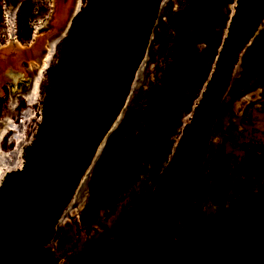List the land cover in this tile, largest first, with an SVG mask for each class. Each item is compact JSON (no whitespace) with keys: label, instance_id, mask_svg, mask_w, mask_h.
I'll use <instances>...</instances> for the list:
<instances>
[{"label":"rangeland","instance_id":"374dc122","mask_svg":"<svg viewBox=\"0 0 264 264\" xmlns=\"http://www.w3.org/2000/svg\"><path fill=\"white\" fill-rule=\"evenodd\" d=\"M58 2L0 0V53L24 57L32 42L55 38L61 29L55 24ZM236 4L237 0L165 2L146 51L143 82L123 121L106 139L83 190L88 197L66 212L65 221L59 220L35 264H111L145 212L193 116ZM66 39L59 42L40 75L34 103L25 100V93L14 92L4 99L1 94L4 152L15 148L7 124L18 126L27 110L32 121L26 127L24 140L29 146L23 160L38 146L44 106ZM26 57L30 63L37 62L33 55ZM20 64L16 67L25 72ZM167 204L148 264H254L264 259L260 239L264 228V14L257 17L233 70L194 177Z\"/></svg>","mask_w":264,"mask_h":264},{"label":"trees","instance_id":"16d2710c","mask_svg":"<svg viewBox=\"0 0 264 264\" xmlns=\"http://www.w3.org/2000/svg\"><path fill=\"white\" fill-rule=\"evenodd\" d=\"M163 0H87L64 41L38 146L0 189V264H35L120 115ZM264 0H237L213 73L145 212L111 264H148L167 201L194 177ZM264 250V228L260 235ZM135 244L133 247L132 244ZM254 264H264V259Z\"/></svg>","mask_w":264,"mask_h":264},{"label":"bare ground","instance_id":"6f19581e","mask_svg":"<svg viewBox=\"0 0 264 264\" xmlns=\"http://www.w3.org/2000/svg\"><path fill=\"white\" fill-rule=\"evenodd\" d=\"M75 1L76 0H74V1H72V0H67V1L66 0H59V2L57 3V6L54 9V14H56V18H57V22L55 23L56 26L61 25V28H62V26L66 23V20L68 19L69 14H71V12L74 9ZM166 1L167 0H164V2L162 4V8H163ZM83 2H84V0L78 1V10H77L76 18L83 11V8L86 4L85 2L84 3ZM54 5H55V3H54ZM70 10H71V12H70ZM75 19H74V21H75ZM74 21H73V23H74ZM73 23H72L70 29L68 30L67 34L62 36V38L58 39L54 43H52V40L54 39L52 37L50 39L45 38L44 42L42 43L38 40V36H34L33 40L34 41L38 40V43H36L35 47H38V45L47 47V54L44 57V60L42 61V65L38 69L39 75H38L36 81L34 82V86L32 88V91L27 96V99L30 103H34L36 98H37V95L39 92V87L41 84L40 75L42 73H44V71L46 70L47 64L51 60V57L54 54L55 49L58 46L59 42L63 39H66L67 36L69 35V32L73 26ZM59 30H60V28H59ZM58 32L59 31H57L56 34H58ZM55 36H57V35H55ZM48 40H49V43H47ZM152 40H153V38H152ZM34 45H35V42L34 43L32 42L30 44V47L33 48ZM29 53H30V51H29ZM148 54L149 53L146 54L145 59L141 63L138 71L136 72L135 79H134L133 84H132V96L136 93V91L138 90V88L141 86V84L143 82V71H144L145 65L147 63ZM40 56H41V54H40ZM32 68H34V67H32ZM0 74H2V73H0ZM128 106H129V102L126 105V108L124 109L121 118H119L117 125H115V127H113L112 132H114L117 129L119 123H121L123 121V118L127 112ZM31 121H32L31 112L29 110H27V111H24L22 113L21 122L18 126L15 124H12V123L11 124L8 123L6 126V128H8L10 131H12L14 133V134L12 133L13 137L10 138V142L15 144V148L12 151L4 152L0 147V189H1L3 182H4L7 175H9L10 173H12L14 171H21L22 170L24 152H25V149L29 146L28 143H25L26 140H24L25 135H26V127L28 126V123H30ZM5 135H6V132H3L0 135V141L4 140ZM106 141L103 142L102 145L100 146L92 166L88 169V171L86 172V175L83 177L82 182L80 183V185L77 189V192H76L75 196L73 197V200L71 201L70 205L68 206L67 210L65 211L64 215L62 216V218L60 220V224L63 221H65L64 216H65L66 212L68 210H70V208H76V207L82 205L84 203V201L87 199L88 193H87V191L84 192L83 190L85 189V186L88 184V181H90L89 180L90 174L93 171V167L96 164V161L98 160V157L100 156V153L102 152V149L105 148L104 146H105Z\"/></svg>","mask_w":264,"mask_h":264},{"label":"water","instance_id":"95a60500","mask_svg":"<svg viewBox=\"0 0 264 264\" xmlns=\"http://www.w3.org/2000/svg\"><path fill=\"white\" fill-rule=\"evenodd\" d=\"M78 1L79 0H76L75 1V5H74L73 11L71 12V14H69L68 19L66 20V23L59 30L57 36L52 40V43L56 42L58 39L62 38V36H64V35L67 34V32L70 29V27H71L74 19L77 16ZM163 2H164V0L161 3L160 11L162 10V4H163ZM85 6H86V4H85ZM85 6H84V8H85ZM52 19H54V18H52ZM26 56L22 57V54H21V56L14 57V56H12L10 54L9 55H4V54L0 53V73H2V74H0L1 75V77H0L1 78L0 79V96L2 94L1 89H2V86L4 84H14V85H16L20 81V79H23L24 78V72L20 71L16 67V65L19 64V63H21V62H24V61L25 62H30L31 60H29V58L26 57ZM217 58L218 57H216V61H217ZM216 61H215V63H216ZM131 98H132V86H131V89H130L129 96H128L127 100H126V103H125V105H124V107H123L120 115L118 116L116 122L113 124L112 128L110 129V131L108 132V134L106 135V137L104 138V140L102 141V143L105 142L106 139L108 138V136L112 133L113 127H115V125H117V122H118L119 118H121L122 113H123L124 109L126 108V105L128 104V102L131 100ZM102 143L100 144V146L102 145ZM100 146H99V148H100ZM99 148H98V150H99ZM98 150H97V152H96V154L94 156V159H95V157H96V155L98 153ZM94 159H93L91 165L89 166V168L92 166V164L94 162ZM24 161L25 160H23V165H24ZM81 182H82V180H81Z\"/></svg>","mask_w":264,"mask_h":264},{"label":"flooded vegetation","instance_id":"af4514ba","mask_svg":"<svg viewBox=\"0 0 264 264\" xmlns=\"http://www.w3.org/2000/svg\"><path fill=\"white\" fill-rule=\"evenodd\" d=\"M15 43H17V41H14V44ZM47 43H49V40H48ZM6 45L8 46L9 42ZM35 46H36V43H35L33 48H30V53L28 52V54H25V55H33V56H35L38 63L37 62L30 63V62H25V61L21 62L20 65L23 66V69L25 71L24 72V78L20 79V81L16 85H14V84H4L2 86V89H1L2 94H3V96H1L2 99H4L5 97H7L8 95H10V94H12L14 92H21L22 94L25 93V100L27 101V96L31 93L32 88L34 86V82L36 81V79H37V77L39 75L38 69L42 65V61L44 60V57L47 54V47L39 46V45H38V47H35ZM2 48H3V46H2ZM40 54H41V56H40ZM4 55H9V54H4ZM36 59H35V61H36ZM32 67H34V68H32ZM0 77H1V75H0ZM40 88H41V86H40Z\"/></svg>","mask_w":264,"mask_h":264},{"label":"built area","instance_id":"2783aa9c","mask_svg":"<svg viewBox=\"0 0 264 264\" xmlns=\"http://www.w3.org/2000/svg\"><path fill=\"white\" fill-rule=\"evenodd\" d=\"M7 22L9 23V21L7 20ZM11 22V21H10Z\"/></svg>","mask_w":264,"mask_h":264}]
</instances>
